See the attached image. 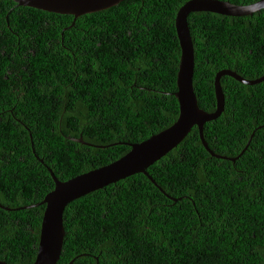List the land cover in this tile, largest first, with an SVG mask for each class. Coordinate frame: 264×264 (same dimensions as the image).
Instances as JSON below:
<instances>
[{
    "label": "trees",
    "instance_id": "trees-1",
    "mask_svg": "<svg viewBox=\"0 0 264 264\" xmlns=\"http://www.w3.org/2000/svg\"><path fill=\"white\" fill-rule=\"evenodd\" d=\"M188 1L124 0L74 20L0 0V259L37 258L45 205L16 208L55 188L45 164L68 180L176 122V17ZM188 19L195 91L213 112L219 71L264 75V9ZM16 34L35 41L15 49L8 37ZM221 82L225 110L204 135L214 152L237 159L213 156L195 126L148 168L158 185L137 173L67 205L57 264H264V82ZM81 136L89 144L75 140Z\"/></svg>",
    "mask_w": 264,
    "mask_h": 264
},
{
    "label": "water",
    "instance_id": "water-1",
    "mask_svg": "<svg viewBox=\"0 0 264 264\" xmlns=\"http://www.w3.org/2000/svg\"><path fill=\"white\" fill-rule=\"evenodd\" d=\"M18 5L29 6L48 12L72 14L76 20L82 15L104 11L117 6L124 0H14ZM264 9V0H259L248 5L233 3L229 0H189L178 11L176 28L181 45V61L178 71V90L174 95L178 98L180 114L176 122L161 132L152 135L142 142L130 143L131 150L121 158L100 168L79 174L68 180H61L48 165L46 167L56 182L55 188L50 191L42 202L22 206L16 209L30 208L45 205V211L41 227V237L38 254L33 264H57L61 258L66 228L64 226V213L67 205L86 194L105 188L137 173L149 175L152 181L158 185L149 174L148 168L155 162L166 156L177 147L197 126L201 140L206 149L219 158H237L222 156L214 152L205 138V124L219 118L225 110V93L221 78L225 75L236 80L255 85L264 82V75L256 79H248L232 69L219 71L215 78V93L217 109L209 112L203 109L198 102L194 87L195 75V48L189 23V15L193 12H214L227 16H248ZM261 127V126H260ZM259 127V128H260ZM33 140V135L31 133ZM78 142L89 144L81 136L75 139ZM33 151L36 157L43 163L44 159L36 153L34 142ZM110 146V145H108ZM249 145L243 150L244 153ZM162 190H164L161 187ZM6 209H11L6 207ZM73 259L69 264H73ZM0 264H10L0 259Z\"/></svg>",
    "mask_w": 264,
    "mask_h": 264
},
{
    "label": "flooded vegetation",
    "instance_id": "flooded-vegetation-1",
    "mask_svg": "<svg viewBox=\"0 0 264 264\" xmlns=\"http://www.w3.org/2000/svg\"><path fill=\"white\" fill-rule=\"evenodd\" d=\"M8 38L10 39V46L13 47V48H15V49H18V50H21L22 47H23V45H24L21 42V40H23L24 42L27 41L28 39H32V40L35 41V39L33 38V35H30V36L29 35H26V36H17V34H16V35H10ZM13 41H14V43H13ZM36 44H37V41H36ZM36 44H34V45H36ZM35 52H36V50H35V46H34V53ZM14 109L15 108H13V109L10 110L11 113H14ZM18 144L20 145L19 142H18ZM20 150L22 151V147H21Z\"/></svg>",
    "mask_w": 264,
    "mask_h": 264
},
{
    "label": "clouds",
    "instance_id": "clouds-1",
    "mask_svg": "<svg viewBox=\"0 0 264 264\" xmlns=\"http://www.w3.org/2000/svg\"><path fill=\"white\" fill-rule=\"evenodd\" d=\"M30 136H31V133H30ZM41 158V157H40ZM45 165H47V164H45Z\"/></svg>",
    "mask_w": 264,
    "mask_h": 264
}]
</instances>
